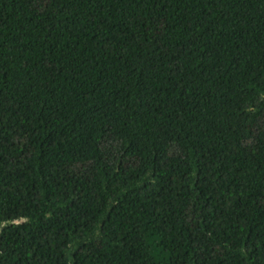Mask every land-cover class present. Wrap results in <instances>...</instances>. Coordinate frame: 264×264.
Listing matches in <instances>:
<instances>
[{"label": "trees", "instance_id": "16d2710c", "mask_svg": "<svg viewBox=\"0 0 264 264\" xmlns=\"http://www.w3.org/2000/svg\"><path fill=\"white\" fill-rule=\"evenodd\" d=\"M0 264H264V0H0Z\"/></svg>", "mask_w": 264, "mask_h": 264}]
</instances>
